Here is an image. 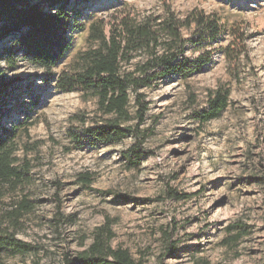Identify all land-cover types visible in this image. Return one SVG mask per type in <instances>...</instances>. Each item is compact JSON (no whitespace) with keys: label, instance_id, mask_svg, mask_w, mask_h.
<instances>
[{"label":"rangeland","instance_id":"1","mask_svg":"<svg viewBox=\"0 0 264 264\" xmlns=\"http://www.w3.org/2000/svg\"><path fill=\"white\" fill-rule=\"evenodd\" d=\"M24 1L47 9L43 0ZM78 6L80 26L48 71L2 57L10 42L0 43V136L12 134L14 162L27 169L16 188L0 185V203L22 195L31 201L16 235L33 246L25 254L4 253L3 264H62L88 248L103 225L112 232L110 245L126 248L139 264H264V0H81ZM194 9L218 18L221 33L207 45L211 61L200 72L145 89L149 108L141 128L150 153L131 165L124 157L131 137L87 144L84 128L100 116L97 97L63 91L56 79L72 72L91 45V25L103 23L107 33L122 16L171 10L184 17ZM199 52L189 46L186 55ZM219 87L228 105L199 121L194 114ZM167 189L186 197L170 198Z\"/></svg>","mask_w":264,"mask_h":264},{"label":"trees","instance_id":"2","mask_svg":"<svg viewBox=\"0 0 264 264\" xmlns=\"http://www.w3.org/2000/svg\"><path fill=\"white\" fill-rule=\"evenodd\" d=\"M80 1L43 0L44 10L39 2L0 0V43L10 42L1 56L11 62L20 57L50 70L70 47L71 34L80 26ZM192 24L191 34L184 36L183 30H190ZM220 33L218 18L196 9L184 17L171 10L139 19L122 16L107 33L103 23L92 24L88 36L91 45L78 54L72 72L64 71L56 79V86L63 91L82 89L97 97L100 116L84 128L87 144H110L131 137L133 143L124 157L131 165H138L150 153L143 146L146 136L141 128L149 108L145 89L157 88L173 76L186 78L200 72L211 61L212 51L206 50L207 45ZM189 46L199 54L187 56ZM227 105L228 92L219 87L194 117L209 121ZM11 135L0 136V185L14 189L27 169L14 162L8 145ZM83 180L88 182L89 178L83 176ZM166 194L177 200L186 197L172 189ZM30 210L31 201L25 195L7 206L0 203V264L6 252L25 254L33 250L29 242L16 235L20 219ZM112 236L108 227L97 228L88 248L73 258L66 257L62 264H139L126 248L110 245Z\"/></svg>","mask_w":264,"mask_h":264}]
</instances>
